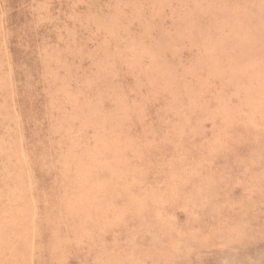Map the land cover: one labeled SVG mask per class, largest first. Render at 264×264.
I'll return each instance as SVG.
<instances>
[{"label":"rangeland","instance_id":"rangeland-1","mask_svg":"<svg viewBox=\"0 0 264 264\" xmlns=\"http://www.w3.org/2000/svg\"><path fill=\"white\" fill-rule=\"evenodd\" d=\"M0 264H264V0H0Z\"/></svg>","mask_w":264,"mask_h":264},{"label":"bare ground","instance_id":"bare-ground-1","mask_svg":"<svg viewBox=\"0 0 264 264\" xmlns=\"http://www.w3.org/2000/svg\"><path fill=\"white\" fill-rule=\"evenodd\" d=\"M48 152V151H47ZM48 154V153H47ZM73 178V177H72ZM75 180V178H73ZM71 180V179H70Z\"/></svg>","mask_w":264,"mask_h":264}]
</instances>
